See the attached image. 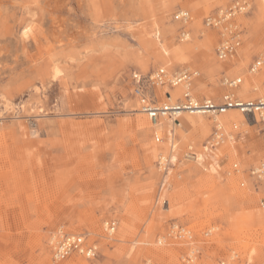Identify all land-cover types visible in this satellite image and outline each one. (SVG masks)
<instances>
[{
  "label": "rangeland",
  "instance_id": "1",
  "mask_svg": "<svg viewBox=\"0 0 264 264\" xmlns=\"http://www.w3.org/2000/svg\"><path fill=\"white\" fill-rule=\"evenodd\" d=\"M232 1L0 0V264H220L231 257L264 264V180L251 174L264 161L259 120L222 116L227 138L213 148V173L208 161L188 156L189 146L208 145L213 120L187 113L205 120V130L180 120L177 160L162 170L169 119L159 134L140 112L130 78L133 71L189 69L197 72V98L219 100L224 75L242 78L236 89L250 80L252 96L232 90L241 98L264 97V65L250 71L264 52V2L247 0L249 10L236 17L242 42L227 60L216 54L218 31L204 25ZM179 10L190 12L188 24L175 19ZM152 29L171 47L166 60L146 35ZM55 65L61 72L53 76ZM156 92L161 102L168 92L174 100L183 86ZM108 221L117 222L110 235ZM173 224L192 238L170 235ZM59 229L97 243V256L53 260L49 239ZM191 249L196 257L188 263Z\"/></svg>",
  "mask_w": 264,
  "mask_h": 264
},
{
  "label": "built area",
  "instance_id": "2",
  "mask_svg": "<svg viewBox=\"0 0 264 264\" xmlns=\"http://www.w3.org/2000/svg\"><path fill=\"white\" fill-rule=\"evenodd\" d=\"M249 10L247 0H233L229 5L218 8L214 13L208 15L204 20L207 28L216 29L220 40L216 49L219 60H227L233 56L242 42L243 32L236 23V17L239 14L246 13ZM175 19L181 21L184 25L192 19L190 12L179 10L175 13ZM188 32L182 29L180 40L187 41ZM264 65V52L258 56L251 64L250 71L256 72ZM197 76V72L191 70L177 71L169 73L166 68L160 67L149 74L133 71L130 75L133 87V95L137 98L140 111L146 114L150 120L157 122L162 118H176L179 123V117L182 113L205 114L212 118L226 113L230 109H238L246 115H253L259 118L261 130L264 135V97L251 100L238 99L230 93L223 95L221 101L212 98H197L192 91V83ZM240 79L223 78V85L235 87ZM176 87L183 85L182 95L174 100L169 94L166 101L161 102L156 92L157 87L162 86ZM223 127L217 122L214 123L213 133L211 134V145L216 147L222 139ZM157 141L159 137L156 136ZM222 142V141H221ZM194 147H189L188 153L192 154ZM159 163V162H158ZM160 166V165H159ZM251 174L257 180H264V162L251 169ZM259 206L264 210V198L259 201ZM117 227L116 221H108L105 224L107 234L115 232ZM55 236L50 240L51 254L54 260H64L73 254H79L86 258H95L98 254V245L95 242H89L87 236L83 234L69 235L62 231L54 233ZM170 235L175 237L192 238L191 231L179 224H173L170 229ZM53 236V235H52ZM196 257L195 251L190 250L184 259L188 263L194 262ZM220 264H236L235 257L221 261Z\"/></svg>",
  "mask_w": 264,
  "mask_h": 264
},
{
  "label": "bare ground",
  "instance_id": "3",
  "mask_svg": "<svg viewBox=\"0 0 264 264\" xmlns=\"http://www.w3.org/2000/svg\"><path fill=\"white\" fill-rule=\"evenodd\" d=\"M261 2H264V0H260ZM58 6V5H57ZM184 11H187V10H184ZM36 12V11H35ZM189 12V11H188ZM191 15V14H190ZM33 17V16H32ZM192 20V19H191ZM236 20V19H235ZM237 23V22H236ZM238 24V23H237ZM239 25V24H238ZM154 28V27H153ZM32 29H31V27H29L28 29H27V31L25 30L24 32H23V36L24 37H27L28 36V34H30V31H31ZM33 31V30H32ZM32 31H31V33H32ZM187 32H188V34H186L187 35V38H189L190 39V32H189V30H187ZM22 35V34H21ZM146 35L147 36H154L155 38H156V49H157V53H158V55H161L162 56V58L164 59V60H166L165 58H167L169 55H170V45H168V43H166L164 40H162L160 37V35H161V33L159 32V30H154V29H152V30H150V31H147L146 32ZM145 37V36H144ZM153 38V37H152ZM167 41V40H166ZM170 42V41H169ZM172 44V43H171ZM175 46V45H174ZM173 46V47H174ZM183 49V48H182ZM173 52H174V54L175 55H179L181 52H182V50L179 48V47H175V48H173ZM234 56V55H233ZM160 57V56H159ZM232 57V56H231ZM230 57V58H231ZM180 60V59H179ZM169 61V60H168ZM167 62V61H166ZM60 63V62H59ZM58 64V63H57ZM59 65H61V64H59ZM52 69V72H53V76H56L58 73L60 74V72H61V69L59 68V67H57V65H55L53 68H51ZM183 70H189V69H183ZM183 70H180V71H183ZM230 78V79H236V81H238L239 79H240V82H237V85L235 86V87H227V86H224L223 85V83H222V85L227 89V91L224 93V94H226V93H230V94H232V95H234L235 97H237L238 99H242V100H251V99H244V98H241L242 96H244V97H250V96H252L251 95V92H252V90H251V84H250V80H247L246 81V84H247V86L246 87H242V88H239V89H236V88H238L239 87V85L242 83V78L241 77H231V76H228V75H224L223 76V78ZM223 78H222V82H223ZM253 84V83H252ZM179 86H183V85H179ZM176 87H178V86H176ZM184 88V87H183ZM234 89H236V92H238L239 94H240V96H238L237 94H236V92H232V90H234ZM257 89L258 88H256L255 87V89L254 90H256L257 91ZM169 93V92H168ZM167 93V98H168V96H169V94ZM171 94V93H170ZM223 94V95H224ZM223 95L220 97V99L219 100H216V101H221L222 100V97H223ZM261 98H263V97H261ZM171 99H172V95H171ZM213 99V98H212ZM173 100V99H172ZM215 100V99H214ZM9 106V103L7 102V103H5V107L7 108ZM24 106V105H23ZM140 110V109H139ZM236 110L237 111H239L238 109H230V110H228L226 113H224V114H222V115H220V116H216L215 118H212V120H213V123H215V122H217L218 123V125L219 126H222L223 127V133H224V135L222 136V139H221V141L219 142V145L218 146H216V147H212V145H211V141H209V143H208V145H205L204 146V149L203 150H201V151H193V153L192 154H187L189 157H191V158H193V160H195L198 164H200V165H202V164H204V162L205 161H208L209 163H208V165L206 164V166H210V171L211 172H215L216 170H218V167H219V165L217 164V153H216V151H214L213 150V148H218L222 143H224V141L226 140V138H227V135H226V133H225V124H224V118L222 119V116H225V115H231L232 117H231V120H234V121H240V122H243L244 124L246 123V124H252L251 122H252V118H253V120L255 119L256 121H258L259 120V118L258 117H256V116H253V115H246V114H243L242 112H240L239 111V113L238 112H236ZM141 112V111H140ZM33 113V112H32ZM141 113H143V112H141ZM187 113H182L181 115H180V117H179V123H178V120L176 119V118H168V117H166V118H162V119H160V120H158L157 122H153L152 120H151V122L155 125V129L157 130V132L160 134V131L161 130H163V120H166V119H169L168 121V123H167V128H166V131L167 132H165V134L167 135L166 137H168V141H169V144H168V146H167V148L165 147V151H167L168 150V156H167V154H166V156H165V154L164 155H162L160 158H159V163H158V165H160L159 166V168L160 169H162V170H166L167 168H168V165L169 164H173V163H175L176 162V149H177V147H178V141H177V139H178V137L176 136V131H175V126H179L180 124H182V122H180V120L181 121H185L186 122V124L188 125V127H199V129H202V131H203V129L206 127V122H204L203 121V119H200V120H198L199 122H197V121H195L194 120V118L192 117V116H187L186 115ZM189 114V113H188ZM0 115H1V112H0ZM191 115H199L200 116V118L201 117H203V116H209V115H205V114H191ZM210 117V116H209ZM223 120V121H222ZM139 122H140V124L142 125V126H147V122H148V120L146 121V119L144 118V117H140L139 118ZM229 122V121H228ZM230 123V122H229ZM234 123H237V122H234ZM149 125V124H148ZM205 130V129H204ZM162 136V135H161ZM164 137V136H163ZM160 140H161V138H160ZM164 140H165V137H164ZM167 143V142H166ZM165 145V144H164ZM192 146V145H191ZM191 146H189V147H191ZM193 147V146H192ZM179 149V148H178ZM229 153H230V149H229V151H228ZM153 153V152H152ZM186 155V156H187ZM232 155V154H231ZM185 156V157H186ZM234 157V156H233ZM264 162V161H263ZM205 163H207V162H205ZM196 166H198V165H196ZM204 167V166H203ZM205 168V167H204ZM200 169V168H199ZM206 169H208V168H206ZM209 171V170H208ZM201 173V172H200ZM166 174V173H165ZM208 175V174H207ZM210 176H211V173H210ZM210 176H209V178H210ZM167 177H168V175H165L164 176V182H166V179H167ZM205 177V176H204ZM212 177V176H211ZM208 178V177H207ZM208 178V179H209ZM163 179V178H162ZM233 181L235 182L236 180H234L233 179ZM238 181V180H237ZM208 182V181H207ZM215 182V181H214ZM204 183H206V182H204ZM211 183V182H210ZM235 185H236V183H234ZM210 186V185H209ZM233 186V185H232ZM205 187H206V185H205ZM184 189V188H183ZM233 190H235V189H233ZM188 191V190H187ZM182 192V191H181ZM183 194V193H182ZM181 195V194H180ZM164 196V195H163ZM183 196V195H182ZM178 197V196H177ZM163 198V197H162ZM185 198H187V197H185ZM253 198V197H252ZM181 199H182V197H181ZM171 200H172V198H171ZM180 201V200H179ZM168 202V201H167ZM255 205V204H254ZM260 207V206H259ZM255 208V207H254ZM253 208V209H254ZM139 209V208H138ZM250 209H252V208H250ZM261 209V208H260ZM261 210H263V209H261ZM252 211V210H251ZM255 211V210H254ZM253 213V212H252ZM247 216V215H246ZM8 225V224H7ZM60 231H62L63 233H67V232H65L63 229H59ZM58 230V231H59ZM67 234H69V235H77V234H71V233H67ZM54 236H55V234H53V236L51 235L50 236V239H49V241L50 240H52L53 238H54ZM160 242V241H159ZM253 256H254V253L253 252H251V255H250V257H249V261H251L252 260V258H253ZM53 258V257H52ZM45 260H47L46 258H45ZM53 260H54V258H53ZM56 261V260H55ZM46 262V261H45ZM47 263V262H46ZM71 264V263H70ZM72 264H76V263H72Z\"/></svg>",
  "mask_w": 264,
  "mask_h": 264
},
{
  "label": "snow or ice",
  "instance_id": "4",
  "mask_svg": "<svg viewBox=\"0 0 264 264\" xmlns=\"http://www.w3.org/2000/svg\"><path fill=\"white\" fill-rule=\"evenodd\" d=\"M27 31V30H26Z\"/></svg>",
  "mask_w": 264,
  "mask_h": 264
}]
</instances>
